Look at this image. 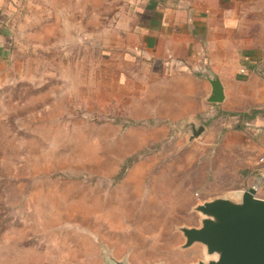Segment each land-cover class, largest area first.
<instances>
[{
  "label": "rangeland",
  "instance_id": "rangeland-1",
  "mask_svg": "<svg viewBox=\"0 0 264 264\" xmlns=\"http://www.w3.org/2000/svg\"><path fill=\"white\" fill-rule=\"evenodd\" d=\"M133 11V0L16 1L14 50L0 60V264H101L94 238L106 264L103 239L137 227L153 242L124 248L135 264H196L204 247L182 248L178 228L201 225L199 204L259 184L262 159L227 140L235 118L211 109L190 144L175 129L143 131L142 152L156 153L142 159L141 198H120L138 161L122 158L139 145L123 137L125 77L142 70L127 55Z\"/></svg>",
  "mask_w": 264,
  "mask_h": 264
},
{
  "label": "crops",
  "instance_id": "crops-1",
  "mask_svg": "<svg viewBox=\"0 0 264 264\" xmlns=\"http://www.w3.org/2000/svg\"><path fill=\"white\" fill-rule=\"evenodd\" d=\"M16 1L0 0V60L14 50ZM133 10L125 28L127 55L140 60L142 70L125 77H131V106L123 137L139 145L130 146L122 158L138 161L121 178L120 198H126L125 190L138 201L141 198L145 184L142 159L156 153L142 152L147 142L143 131H168V136L175 129L176 138L187 135L188 141L190 133L182 132L184 126L201 122L206 130L195 142L208 132L203 118L211 109H221L226 117L235 118L237 124L226 133L227 140L238 137L240 151L262 159L255 162L259 165L254 166L256 175L261 177L254 187L257 196L264 198L259 194L264 193V0H133ZM215 77L225 93L219 104L207 100L212 92L210 80ZM241 114L246 118L241 120ZM135 231L133 235H115L119 241L114 244L103 240L116 258L128 254L130 263L135 264L124 248L153 242L141 234V227ZM97 239L91 241L102 264L103 250ZM122 247L124 252L118 251Z\"/></svg>",
  "mask_w": 264,
  "mask_h": 264
},
{
  "label": "water",
  "instance_id": "water-1",
  "mask_svg": "<svg viewBox=\"0 0 264 264\" xmlns=\"http://www.w3.org/2000/svg\"><path fill=\"white\" fill-rule=\"evenodd\" d=\"M210 81L208 102L222 103L225 93L220 79ZM205 130L203 123L189 122L182 132L190 133L188 143H192ZM194 210L201 215V225L178 229L185 237L182 248L196 244L204 247L206 260L196 264H264V198L257 196L256 187L205 201ZM105 256L106 264H131L126 257L116 258L109 248Z\"/></svg>",
  "mask_w": 264,
  "mask_h": 264
},
{
  "label": "trees",
  "instance_id": "trees-1",
  "mask_svg": "<svg viewBox=\"0 0 264 264\" xmlns=\"http://www.w3.org/2000/svg\"><path fill=\"white\" fill-rule=\"evenodd\" d=\"M239 117H240L241 120L245 119L246 118V114H241ZM238 128H242V126L239 125Z\"/></svg>",
  "mask_w": 264,
  "mask_h": 264
}]
</instances>
